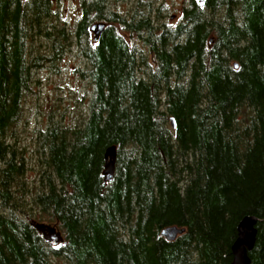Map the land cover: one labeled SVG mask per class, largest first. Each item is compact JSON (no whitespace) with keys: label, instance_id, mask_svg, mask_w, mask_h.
I'll list each match as a JSON object with an SVG mask.
<instances>
[{"label":"trees","instance_id":"trees-1","mask_svg":"<svg viewBox=\"0 0 264 264\" xmlns=\"http://www.w3.org/2000/svg\"><path fill=\"white\" fill-rule=\"evenodd\" d=\"M53 2L0 0V264H229L244 216L256 218L249 264H264V0H188L173 25H158L150 2L122 17L111 0H80L72 29ZM69 44L86 111L36 131L29 195L14 133L34 72ZM167 226L184 230L167 240Z\"/></svg>","mask_w":264,"mask_h":264},{"label":"rangeland","instance_id":"rangeland-1","mask_svg":"<svg viewBox=\"0 0 264 264\" xmlns=\"http://www.w3.org/2000/svg\"><path fill=\"white\" fill-rule=\"evenodd\" d=\"M80 0H54L52 8L57 20L64 21L67 29H72L79 17ZM134 0H111L112 7L118 15L127 17L130 14ZM188 0H140V3L150 2L151 13L160 6L157 14V24L173 25L178 21L181 8ZM93 23V22H92ZM92 36V33H91ZM128 44L141 45L135 37L123 34ZM37 51L47 54L48 45L45 42L36 44ZM150 60V55L148 57ZM53 65L42 66L33 74V95L27 96L23 103V115L16 126L15 144L25 157L24 181L26 192L31 193L36 184L37 172H34L35 133L43 129L50 115L52 118L63 112L65 122L79 119L86 111V96L89 87L85 80L78 77L76 69H83L84 61L76 47L69 44L63 48ZM28 197L25 196V199ZM42 218V217H41ZM38 219V218H37ZM40 220V219H38ZM41 221V220H40ZM43 222V221H41ZM53 264H66L62 258L51 257Z\"/></svg>","mask_w":264,"mask_h":264},{"label":"water","instance_id":"water-1","mask_svg":"<svg viewBox=\"0 0 264 264\" xmlns=\"http://www.w3.org/2000/svg\"><path fill=\"white\" fill-rule=\"evenodd\" d=\"M199 5H203L205 0H194ZM104 23L97 22L89 26V30L93 33V39L97 40L102 32ZM233 67L236 64L233 63ZM171 127H174L172 118H170ZM115 157V147L109 146L104 151V164H103V180L105 182L110 181L113 175V164ZM256 218L253 216L242 217L236 226V237L231 245V260L229 264H249V258L247 252L252 248L255 236V224ZM33 228L42 236L43 240L50 246H55L61 241V235L54 226L29 221ZM183 228L176 226H167L161 229L160 235L167 240H172L176 235L183 232Z\"/></svg>","mask_w":264,"mask_h":264},{"label":"flooded vegetation","instance_id":"flooded-vegetation-1","mask_svg":"<svg viewBox=\"0 0 264 264\" xmlns=\"http://www.w3.org/2000/svg\"><path fill=\"white\" fill-rule=\"evenodd\" d=\"M111 6H112V4H111Z\"/></svg>","mask_w":264,"mask_h":264}]
</instances>
